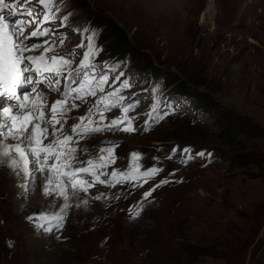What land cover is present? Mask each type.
I'll return each mask as SVG.
<instances>
[{
    "label": "rangeland",
    "instance_id": "1",
    "mask_svg": "<svg viewBox=\"0 0 264 264\" xmlns=\"http://www.w3.org/2000/svg\"><path fill=\"white\" fill-rule=\"evenodd\" d=\"M29 1L4 0L9 7L0 16L20 12L10 30L13 42L26 49V37L36 33L32 40H42L47 58L73 51L77 68L86 50L77 45L94 32L99 52L92 63L96 74L107 75L103 92L94 79L83 82L82 100L72 93L81 88L80 78H69L67 69L57 88L53 78L42 84L60 88L44 92L54 97L49 103L62 97L57 91L69 92L65 133L89 109L92 123L85 121L82 130L123 117L120 109L128 105L134 106L127 117L134 118L135 131L76 136L75 168L109 147L115 163L95 168L94 184V175L82 174L75 191L63 186L65 196L55 174L53 194L46 196V172L29 177L0 165V264H264V0ZM48 9L58 22L45 23ZM56 23L72 32H56ZM120 31L131 46L126 53L114 48L123 42ZM41 50L23 54L34 58ZM89 86L95 96L87 94ZM31 88L17 89L19 100L5 96L11 103L0 101V112L15 111ZM109 102L116 107L106 109ZM49 103L42 104L47 111ZM6 145L0 153L8 148L10 157L13 147ZM9 157L0 154L5 164ZM132 164L138 165L133 176L145 168L160 171L147 183L124 181L119 173ZM197 245L205 256L185 255V246Z\"/></svg>",
    "mask_w": 264,
    "mask_h": 264
},
{
    "label": "snow or ice",
    "instance_id": "2",
    "mask_svg": "<svg viewBox=\"0 0 264 264\" xmlns=\"http://www.w3.org/2000/svg\"><path fill=\"white\" fill-rule=\"evenodd\" d=\"M47 2L52 3V0H47ZM41 3L44 4L45 0H41ZM8 7L9 5L5 4L4 0H0V11ZM45 19H47V17H45ZM65 19H67V17H65ZM82 31L88 32L89 30L82 29ZM33 35H36V33H33ZM94 39L95 35L93 32L92 35L86 36V45H77L78 48L86 49L81 53L82 58L76 61L79 65L77 68H72L73 60L70 58L76 55L73 51L59 56L53 55L50 58L53 64L59 62V66L55 70L49 69V71H52L53 75L59 76L65 74V69H67L66 74L69 78H80L77 82L81 84V88L72 90L76 99H83V97L79 95V91L84 87L83 82L94 79L97 82V87L102 92V85L107 82V75L96 74V65L92 63V60L99 52L98 47L93 43ZM24 51L25 49L21 45L13 42L11 32L8 29V25L5 23V18L0 16V88L5 90L4 92H0V95L8 94L9 99H18L16 97V85L21 83L22 74L30 70L28 67L22 68L21 65L25 63V60L30 63L35 62L32 57H25L23 54ZM42 59L41 57V60ZM88 70H91V72ZM110 70L111 69H109V71ZM120 75L122 76L123 73L121 72ZM55 83L59 84V80ZM122 83H124L125 88L129 87L126 82L122 81ZM87 94L96 95L91 86H89ZM68 98L69 92L64 91L62 97L50 106V115L47 119L45 118L46 114L43 111L42 102L39 104L32 102V104L29 105L28 97H24V102H20L14 106L18 109L16 111H13L10 107H5L2 110L6 119L0 121V138H7L8 140L15 141V145L11 151L16 154L17 159H13L9 164H5V161L0 160V165L9 167L13 171L23 169L25 175L29 177L33 176L35 171L41 173L46 172V183L44 185V194L46 196L53 194L49 186L52 184V176L54 174L56 175V179L62 183L60 195L65 196V189L63 186H70L71 189L75 191L77 189L76 181L82 174L94 175L95 179L92 181V184H94L99 181V174L95 173L94 169L97 167L104 168L115 163L114 149L109 147L100 150L101 155L96 161L91 159L87 160V167L75 168L73 164L77 160L76 153L78 149L74 145L80 143L79 140L75 139L76 136L83 138L105 131H135V129L131 127L134 118L127 117V113L131 111L134 106L128 105L120 109V112L123 113V117L117 115L104 127L94 126L92 128H83L82 130L85 121L92 123V110L89 109V115L81 116L80 123L73 125L71 127V132L66 134L62 120L66 112L70 110L64 107ZM104 99V97H101V102ZM72 107L75 108L76 105L73 104ZM105 107L106 109H111L115 108L116 105L113 102H109ZM100 115L103 119V114L100 113ZM49 124L51 125V132H49V128L46 126ZM58 124L60 125L59 128L57 127ZM121 125H124V127H121ZM49 137H51V139H49ZM45 141H48V143H45ZM184 151L187 152L188 150L185 149ZM0 154L4 157H9V149L4 148ZM132 157L137 160L140 158L138 153H133ZM9 159L11 158L9 157ZM100 161H104V163H100ZM28 165H35L34 170L29 171ZM137 167V164H132L129 171L119 173V175L124 177V181L143 179L144 182L147 183L149 179L160 171L155 167L145 168L142 173L133 176L131 169ZM111 175L115 177L118 173L113 171ZM124 181H112L111 183L114 185L115 183H123ZM161 183H163V181ZM85 184L88 187L92 186L88 184L87 181H85ZM133 186L142 187L143 185L134 184ZM156 186L159 187L160 184ZM154 190V188H150L145 191L144 198L147 199L151 196ZM96 199H99V197H96ZM137 215H139V213H137ZM38 218L40 217H37V219ZM29 219L32 220L34 218L29 217ZM41 227L43 226L41 225ZM47 230L51 231V229Z\"/></svg>",
    "mask_w": 264,
    "mask_h": 264
},
{
    "label": "bare ground",
    "instance_id": "3",
    "mask_svg": "<svg viewBox=\"0 0 264 264\" xmlns=\"http://www.w3.org/2000/svg\"><path fill=\"white\" fill-rule=\"evenodd\" d=\"M17 1H19V0H17ZM54 2H55V4H57V3H59V0H54ZM29 3H31V0L29 1ZM15 6H21L20 4H18V5H15ZM127 7V6H126ZM209 6L207 5V9H206V11L208 12V10H209ZM7 10V9H6ZM3 11V10H2ZM31 11V10H30ZM50 9H48V10H45L44 11V14L45 15H49L50 14ZM4 12V11H3ZM11 12H12V17H9V16H6V13L4 14V18H5V23L7 24H9V22L8 21H11V20H15V21H18V20H20L19 19V15L18 14H20V12L19 11H16V12H13L12 10H11ZM67 12H68V8H64L63 9V14H66L67 15ZM38 14V13H37ZM15 16H17V17H15ZM50 17L48 18V20L45 22V23H48V21H51L50 23H55V22H58L57 21V18L56 17H58V15L56 14V16H53V15H49ZM53 17L55 18V20H53ZM36 18H37V15H36ZM59 18V17H58ZM74 19V17L73 16H69V21H72ZM8 20V21H7ZM25 22L27 21L26 19L24 20ZM43 24H44V22H43ZM57 26V27H56ZM56 32H58V31H61L62 32V30L64 31V32H68V33H71L72 31L69 29L68 30V28L66 29V28H62L61 27V25L59 24V23H56ZM9 31L11 30V29H13V28H15V27H17V23L15 24V26L14 25H9ZM62 28L61 30H59V28ZM12 32V31H11ZM47 34H48V32H47ZM33 35H31V36H27V38H28V40L29 39H31L30 40V44L28 45V47H26V49L27 50H29V51H35V50H39V49H42L41 51H40V53L41 54H39V55H37V56H35L36 57V59H35V67L36 68H38L37 67V63L38 64H42L46 69L45 70H43V71H41V72H39V69H33L31 72H28V75H33L34 76V78H36V83L38 82V81H40V82H44V83H48V79L49 78H51L52 77V75H53V73H52V71H49V69H53V70H55L58 66H59V62H57V64H53L52 62H51V57L50 58H48V60L47 59H45V58H47L48 57V55L49 54H43V52L45 51V47H40V46H42L43 44H41L42 43V40H32V38H34V37H39L40 35H34V37H32ZM14 43H16V42H14ZM27 45V44H26ZM39 45V46H38ZM25 49V50H26ZM24 52H26V51H24ZM49 53H52V51H49ZM26 55H28V56H31L32 54L31 53H25V57H26ZM34 57V58H35ZM41 57L43 58L42 60H41ZM25 61H27V60H25ZM28 62V61H27ZM29 63V62H28ZM24 67H28V64H24L23 65ZM24 74L25 73H23L22 74V76H24ZM21 76V77H22ZM60 77H62V75H59V76H56V75H54V77H53V79H54V82H53V86L55 87V88H57V86H55V82L58 80V78H60ZM23 77H22V79H21V81H23ZM23 85H24V82H21V84H20V86L21 87H23ZM41 86V85H40ZM39 86V87H40ZM28 88V86H26V87H24V88H22V89H27ZM21 89V90H22ZM31 89H33V91L32 92H29L28 90H27V92H23L24 94H23V96L24 97H28L29 98V95H30V98L28 99V103L31 105L32 104V102H36V103H41L42 102V104L43 103H49L48 101H50L51 100V98H54L53 96H51V95H48V94H45L44 92H54L55 90H53L54 88H52V87H49V89H47L46 87L43 89L42 87H41V90H40V92L38 93V95L37 94H35L36 93V91H35V89L34 88H31ZM58 89H60V88H58ZM66 88H64V90H65ZM21 90H19V91H21ZM64 90H62V91H64ZM42 91V92H41ZM61 91V94H60V92H56V96H62L63 95V92ZM66 91H67V89H66ZM4 92V91H3ZM34 93V94H33ZM19 93L18 92H16V96L18 95ZM45 95V96H44ZM5 96H8V94H5V95H0V101L2 102L3 100V98L5 97ZM32 96V97H31ZM5 99V98H4ZM20 99V97L18 96V100ZM21 101V100H20ZM56 101V100H55ZM55 101H52L51 103H49V105H51V104H53ZM4 102V101H3ZM22 102H24V100H22ZM10 103H11V101L9 100V101H7V102H4V105H6V106H8V105H10ZM49 105H48V107H49ZM65 107V106H64ZM15 108V107H14ZM14 110V109H13ZM16 110H18V109H15V111ZM43 111H44V113L45 114H48L47 116H49V111H47V110H45V108L43 107ZM48 112V113H47ZM38 114V113H37ZM2 118H5L6 119V117L4 116V113H3V111L2 112H0V121H1V119ZM58 126V125H57ZM68 126H73V124H71V125H68ZM71 130V129H70ZM6 139V140H5ZM4 144H7L6 146H8V145H12V147H14V145H15V141H11V140H8L7 138H0V150H1V148H3L4 147ZM11 151V150H10ZM12 155L10 156V158L11 159H9L8 161H9V163H11V161L13 160V159H17V156H16V154H14V152H12L11 153ZM95 170V169H94ZM20 172V171H19ZM39 177H41V176H39ZM88 193V192H87Z\"/></svg>",
    "mask_w": 264,
    "mask_h": 264
},
{
    "label": "trees",
    "instance_id": "4",
    "mask_svg": "<svg viewBox=\"0 0 264 264\" xmlns=\"http://www.w3.org/2000/svg\"><path fill=\"white\" fill-rule=\"evenodd\" d=\"M91 17V20L93 19L94 15H90ZM121 33V36H122V39H123V42L122 43H119L117 44L116 46H114V48H116L117 52L119 53H126L128 50H130L131 46L130 44L124 40V35L123 33L120 31ZM27 38V37H26ZM28 39V38H27ZM183 89V88H182ZM198 96V93L195 94ZM200 95V94H199ZM203 102V101H202ZM189 245V244H187ZM184 251H185V255H188V256H192V257H195V256H205L206 252H204V249L203 247H200V246H185L184 248Z\"/></svg>",
    "mask_w": 264,
    "mask_h": 264
},
{
    "label": "water",
    "instance_id": "5",
    "mask_svg": "<svg viewBox=\"0 0 264 264\" xmlns=\"http://www.w3.org/2000/svg\"><path fill=\"white\" fill-rule=\"evenodd\" d=\"M56 222H57V220L54 223H56Z\"/></svg>",
    "mask_w": 264,
    "mask_h": 264
}]
</instances>
